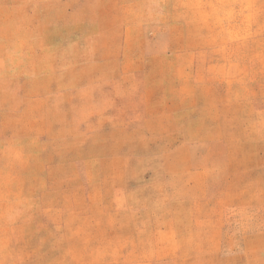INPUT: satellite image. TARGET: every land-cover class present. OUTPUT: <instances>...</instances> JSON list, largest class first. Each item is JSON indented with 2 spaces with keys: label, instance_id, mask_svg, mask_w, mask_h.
<instances>
[{
  "label": "rangeland",
  "instance_id": "374dc122",
  "mask_svg": "<svg viewBox=\"0 0 264 264\" xmlns=\"http://www.w3.org/2000/svg\"><path fill=\"white\" fill-rule=\"evenodd\" d=\"M0 264H264V0H0Z\"/></svg>",
  "mask_w": 264,
  "mask_h": 264
}]
</instances>
